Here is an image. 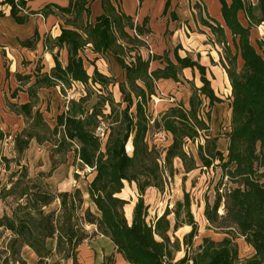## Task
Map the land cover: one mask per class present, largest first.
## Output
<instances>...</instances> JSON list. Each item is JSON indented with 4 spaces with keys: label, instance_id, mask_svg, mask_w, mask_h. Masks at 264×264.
Segmentation results:
<instances>
[{
    "label": "trees",
    "instance_id": "trees-1",
    "mask_svg": "<svg viewBox=\"0 0 264 264\" xmlns=\"http://www.w3.org/2000/svg\"><path fill=\"white\" fill-rule=\"evenodd\" d=\"M5 2L12 4L11 14H14L16 6L13 0ZM219 2L225 27L231 34L232 48L218 23L214 20V25L202 22L211 27L217 43L222 46V66L231 86L227 151L224 156L213 145L210 150L201 149L198 158L205 168L217 162L222 177L232 186L223 197L219 195L215 200L208 216L211 227L217 231L236 232L252 248L253 254L240 262L237 245L232 238L224 237L220 241L203 238L196 252L192 255L185 253L184 257L174 261L168 249L171 244L169 231H176L183 225L191 227L190 233L183 238L186 250L197 233L187 193L183 201L175 205L173 226L167 219L168 211L154 223H147L148 211L143 194L150 188L164 189L166 176L172 179L175 174V159L182 162L185 173L197 168L193 156L183 151V141L185 138L193 140L198 130L205 128L204 122L197 118L200 97L203 96L210 104L218 99L204 77V69L190 58H180L175 53L173 63L165 56L162 59L164 68L150 72L151 60L158 58L143 59L137 51L145 45L141 36L148 32L117 11L110 0H102L103 14L94 22L84 21L91 14L88 0H76L66 9L58 8L60 14L69 16L65 25L71 27L63 29L55 42L57 49L63 45L67 47V66L62 68L56 62L51 80L46 79L45 83L51 87L59 86L62 92L69 89L72 82L83 85L91 82L107 87L109 80L97 71L89 76L79 57V51L91 45L93 53H111L124 71V82L118 85L121 103L116 104L110 95H98L89 112L84 109L88 96L77 101L71 99L66 111L57 116L56 126L50 131L51 139L40 135L39 129L44 133L49 130L40 117L35 116L30 128L14 137V148L20 154L35 137L39 143L51 141L56 152L72 151L80 169L89 168L95 174L88 183L87 194L97 213L87 208L81 215L83 198L79 189L54 195L37 187L35 199H29L28 189L22 185L26 176H22L8 190H0V199L19 190L17 203L25 200L23 209L20 207L23 204L19 203L17 212L11 217L4 215L0 218V228L11 232L5 247L0 249V264H27L21 254L25 247L35 254L37 264H49L48 259L53 252L47 248L48 240L55 242L54 253L58 258L64 254L66 258L70 256L72 264H78L77 248L97 236L107 238L116 254L127 264H264V56L250 42V25L243 26L238 18L242 12L251 24H264V0H256V4L250 0ZM132 52L130 61L126 63L124 55ZM184 68H197L201 74L202 87H193L190 109L172 107L159 118L150 120L147 105L155 94V82L168 79L178 82V75ZM36 88L37 84L29 90L32 99H36ZM105 105L109 108L108 114L103 111ZM31 106L22 109L28 110ZM103 121L108 122L104 144L95 137V130ZM151 128H160L172 136L164 155L147 142ZM2 138L0 133V141ZM127 145L131 147L130 154L126 150ZM58 164L52 162L51 172ZM125 184L135 185L139 194L130 223L124 213L127 201L119 197ZM222 199L224 214L219 216ZM55 200L59 201V210L45 213L44 209ZM181 213H184L183 221L180 220ZM90 226L94 227L91 231L87 229ZM110 260L111 257H106L105 262Z\"/></svg>",
    "mask_w": 264,
    "mask_h": 264
},
{
    "label": "rangeland",
    "instance_id": "rangeland-1",
    "mask_svg": "<svg viewBox=\"0 0 264 264\" xmlns=\"http://www.w3.org/2000/svg\"><path fill=\"white\" fill-rule=\"evenodd\" d=\"M250 2L252 4H256V0H250ZM240 21L245 27L250 25V42L256 47L257 52L264 56V24H251L244 14L240 15ZM134 25L138 24L134 23ZM143 31L148 32L147 34L141 36V39L145 42L149 39L148 34L150 31L145 26L143 27ZM200 45L202 47L198 48L201 49L200 52L202 54H187L183 58H190L199 66L200 58L203 59V57H206V59L201 60V62L208 66L217 64L222 65L224 53L220 44V46L218 45L217 47H214L213 43H210L209 38L204 39L201 37L199 46ZM172 48L178 49L180 48V45L177 43L175 45L172 44ZM149 50V45L146 43L144 46L137 49L139 53ZM133 53L134 52L124 55L126 63L130 61V57ZM149 55L155 57L153 53ZM92 59L93 57L90 55L87 56L85 63V67L87 69H90L88 62L91 65L94 64V62L91 61ZM103 60L106 63L105 69L109 74V84L107 87L94 89L89 88L86 90L88 100L84 103V109L89 112L91 111L92 106L97 102L98 95H110L116 104L121 103L120 93L113 90L112 87L115 86L116 83H120L119 80L123 74H120V70L116 68L115 59L112 54L103 56ZM201 67L204 69L203 66ZM217 67L219 69L213 70L214 75H207L204 69V77L209 82L210 88L218 101L210 104L203 96L200 97L201 101L197 105V118L204 122L205 128L204 130H198V135L193 140L185 138L183 141V151L187 155L193 156L196 161L197 168L184 176V172L181 170L179 163L174 161L173 167L175 169V175L172 179H168L166 176L164 189L162 191L154 188L147 189L142 196L148 211L147 223H154L156 218L160 217L165 211H168L169 215L167 216V219L173 226L175 223L174 212L176 203L183 201L185 193L189 195L191 213L197 225V233L192 239L191 246L188 250H186V243L183 238L185 235L190 233L191 227L183 225L176 231H173V229L169 231L168 235L171 244L168 249L171 251L174 261L184 257L185 253L192 255L196 252L198 246L201 245L203 238H209L213 241H220L224 237L232 238L233 242L237 245L238 258L240 262L245 261L253 254L252 248L248 246L244 239L236 234V232L214 230L208 220V216L211 214L215 200L219 195L223 197L232 187L231 183H229L226 178L222 177L221 171L217 166V162H214L209 168H205L202 167V163L198 158L201 149L205 148V150H210L213 145L218 151L222 152L224 156L226 155V146L228 143L226 134L229 131L231 116V90L229 89V85L226 82L224 73L220 69V66L217 65ZM184 69H182L178 75L179 85L172 86L168 92H163L164 95H160V97L157 95L156 99L151 98L148 102L147 115L150 120L159 118L162 112H165L167 109L172 107L181 106L183 109H190L188 99L192 94L193 87L197 89L202 87L200 79L201 74L197 68H190L197 71V79L196 81L194 79L188 80L183 76ZM188 78H190V75H188ZM67 93L68 89L64 92L60 90L59 95L54 99L53 92H51V113L45 115V120L48 125H51V129L55 127L56 116L60 112L62 113L66 111ZM74 93L77 94L80 93V91L76 89ZM158 105L163 106L160 107ZM122 107H124V105H122ZM103 111L105 114H108V106L105 105ZM103 122L105 126H108V122ZM30 126L31 125H28L27 129H29ZM38 132H40L42 137L51 139L50 131L48 133H46L47 131L45 132L46 136L42 130L39 129ZM7 136H11L12 138L7 139L6 142L2 141L0 143V190L3 188L8 190L14 181L21 179L22 176H26V178L22 181V185L27 187V195L29 196V199L31 198L32 200L35 199L34 195L37 187L41 188L43 191L47 190L54 195L68 189L69 187H72L73 189L77 185L83 193L87 191L90 175L93 174V172L87 168L81 170L72 151L69 153L56 152L51 144V141H47L46 143L42 142L35 149L29 147L18 154L13 143L15 134H8ZM171 141L172 136L169 133L163 132L160 128H151L147 135V142L149 146L155 147L163 155L164 150L170 145ZM126 149L129 152L131 147L127 145ZM52 162L59 164L51 172ZM183 176L184 178H182ZM17 193H19V190H17L15 194L0 199V218L4 215L11 217L14 212H17V204L19 205V203L23 204V206H20L21 209L25 207L24 199L22 201H18L17 203L16 200L19 196ZM119 197L127 201L124 213L127 221L130 223L132 220L134 206L139 197L138 191L135 186L129 187L128 184H125V187ZM223 202L224 199L221 200V205L218 209L219 216L224 214ZM59 207V201L55 200L50 206L44 209V212L49 213L52 211H58ZM88 207L92 209L88 200L84 199L80 212L81 215ZM130 209L131 215H129ZM180 220H184V213H181ZM87 229L91 231L92 227H88ZM10 236L11 232L0 228V249L5 247ZM46 245L47 248L53 252L52 257L48 259L49 264H54L56 261H59L60 264H72L70 256L66 258L63 254L60 255L61 258H58V256L55 255V242L53 240H48ZM66 248L65 251L69 252V249ZM21 254L27 264H37V258L29 248L25 247ZM76 257L78 264H127L118 254H116L113 244L107 238L101 236L92 237L90 240L81 244L76 250ZM106 257H111V260L105 262Z\"/></svg>",
    "mask_w": 264,
    "mask_h": 264
},
{
    "label": "crops",
    "instance_id": "crops-1",
    "mask_svg": "<svg viewBox=\"0 0 264 264\" xmlns=\"http://www.w3.org/2000/svg\"><path fill=\"white\" fill-rule=\"evenodd\" d=\"M75 1L13 0L16 8L14 14H11L12 4L5 2V0H0V133L3 134L0 143L12 138L7 136L8 134H15L16 136L27 129V126L31 125L32 121L35 120V116L40 117L42 123L49 131L55 128L51 129V125H48L45 120V115L51 113V92H53L55 99L60 93V87H51L45 82L51 80V72L55 68L56 62L60 63L62 68L67 66V47L63 45L57 49L55 42L60 37L63 29H71V27L65 25V20L69 16L60 14L58 8L66 9L69 4ZM225 1L227 3L230 2V0ZM21 2L22 5L20 4ZM110 2L117 11L130 17L134 23L149 29V39L146 38L145 43L149 45L150 50L139 54L143 59L151 58L152 56L149 54L152 53L158 58V60H151L150 72L164 68L165 64L162 59L165 56L175 63V53L181 58L187 54H202L200 52L201 49H199L202 47L201 45L199 46L201 37L204 39L209 38L210 43L217 47L219 44L216 42L211 27L202 21L211 25H214L212 20L218 23L224 29L227 42L232 48L231 34L225 27L219 0H110ZM87 6L90 8L91 14L88 19L85 17L84 21L94 22L96 18L103 14L102 0H88ZM242 14V12L238 14L239 20ZM241 24L243 25L242 22ZM176 43L180 45V48H172V44L175 45ZM108 54L111 53H93L91 45H86L79 51V57L83 61L87 74L92 76L93 72L97 71L107 79L109 74L105 69L106 63L103 60V56ZM88 55L93 57L91 61L94 62L93 65L88 62L90 69L85 67ZM204 59L206 57L200 58L199 64L204 67L205 73L214 75L213 70L219 69L217 67L219 65L231 90L230 82L223 66L221 64L208 66L201 62ZM239 63L241 62L239 61ZM116 68L120 70V74H123L119 80L122 83L124 82V71L117 63ZM196 72V70L187 68L183 70V76L188 80L194 79L196 81ZM188 75H190V78H188ZM120 83H116L113 87L111 85L113 90L119 92L118 85ZM36 84L38 86L36 88V99H32L29 90ZM154 85L155 94L151 97L152 99H156L157 95L159 97L164 95V91L168 92L172 86H177L179 83L168 79L159 80ZM71 86L75 87L70 92L71 99L76 101L86 97V90L89 88L101 87L91 82L87 85L72 82ZM76 89L80 93L75 94ZM31 104L30 109H22V107ZM158 106L162 107L163 105ZM27 111H29V117L27 116ZM60 114L61 112L58 115ZM44 142L46 143L47 141ZM41 143L33 137L29 141L27 148L35 149ZM174 161L179 163L184 176H186L188 173H185L183 165H181L182 162L179 159ZM94 175V172L90 175V181ZM128 186L132 187L135 185ZM74 189L80 190L77 185L73 189L69 187L62 192H71ZM81 193L83 200H88L92 208L88 207L90 211L96 214V207L89 202L87 191L85 193L81 191Z\"/></svg>",
    "mask_w": 264,
    "mask_h": 264
},
{
    "label": "built area",
    "instance_id": "built-area-1",
    "mask_svg": "<svg viewBox=\"0 0 264 264\" xmlns=\"http://www.w3.org/2000/svg\"><path fill=\"white\" fill-rule=\"evenodd\" d=\"M75 89L74 86H71L69 89H68V93H67V97H66V101H67V104L68 102L71 100V94L70 92H72L73 90ZM95 137L99 139V141L104 144L105 141H106V138H107V128L106 126L101 123L95 130ZM127 150V149H126ZM128 152V151H127ZM88 170L92 171V169H89L87 168Z\"/></svg>",
    "mask_w": 264,
    "mask_h": 264
},
{
    "label": "bare ground",
    "instance_id": "bare-ground-1",
    "mask_svg": "<svg viewBox=\"0 0 264 264\" xmlns=\"http://www.w3.org/2000/svg\"><path fill=\"white\" fill-rule=\"evenodd\" d=\"M131 150L129 149V152H130ZM131 153V152H130Z\"/></svg>",
    "mask_w": 264,
    "mask_h": 264
}]
</instances>
